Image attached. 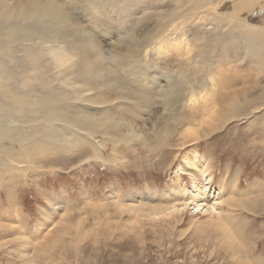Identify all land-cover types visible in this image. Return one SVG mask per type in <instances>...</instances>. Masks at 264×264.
Segmentation results:
<instances>
[{
	"label": "bare ground",
	"instance_id": "bare-ground-1",
	"mask_svg": "<svg viewBox=\"0 0 264 264\" xmlns=\"http://www.w3.org/2000/svg\"><path fill=\"white\" fill-rule=\"evenodd\" d=\"M258 15L264 18V0H0V184L8 172L10 181L27 183L32 172L64 159L82 161L75 164L79 169L97 163L107 169L131 166L122 159L132 152L152 159L170 147L181 151L207 143L231 120L264 109V19L256 20ZM134 16L140 17L137 28ZM230 63L237 74L226 69ZM240 79L250 85L237 87ZM156 107L160 113L149 128L138 130L144 112ZM254 122L263 137L264 110ZM196 152L188 150L183 158L199 166L208 181L210 167ZM204 180L178 189L177 199L164 205L162 194L128 195L115 186L102 201L85 190L83 204L96 208V201L114 197L118 209L132 210L138 221L169 218L192 204L218 213L224 205L249 210L255 205L241 202L245 194L239 183L233 185L235 178L228 186L219 182L213 196ZM7 197L13 216L6 220L20 240L13 250L24 258L22 264H37L48 237L68 231V205L53 217V223L60 219L48 236L38 227L37 238L25 240L12 224L32 235L16 204L20 198L14 191ZM231 224L223 226L240 238V228ZM42 237L46 242L37 244Z\"/></svg>",
	"mask_w": 264,
	"mask_h": 264
},
{
	"label": "rangeland",
	"instance_id": "rangeland-1",
	"mask_svg": "<svg viewBox=\"0 0 264 264\" xmlns=\"http://www.w3.org/2000/svg\"><path fill=\"white\" fill-rule=\"evenodd\" d=\"M79 15L84 21L88 18L85 13ZM139 18L131 17L132 22L135 21V28ZM261 18L263 15H258L256 20ZM112 20L115 26H119L114 16ZM146 24L150 22L144 23ZM232 63L225 64V67L237 74V68H232ZM238 71H241L243 77L247 73L243 68ZM237 83H240L237 87L250 85L243 79ZM156 108L148 115L144 112L142 122L137 124L138 130L143 132V129L146 131L149 128L150 119L160 113ZM263 110H252L254 113H250L248 118L231 120L225 128L217 130L212 137H207L210 138L207 143L193 144L181 151V148L170 147L152 159L132 152L133 155L128 160L122 159L132 167L123 165L107 169L97 163L95 167L87 164L79 169L75 164L82 161L64 159L57 163V167L44 168L45 171L55 170L46 174L50 176L44 177V170L32 172L27 183L23 178L10 181L11 172L4 174L6 179L0 184V264H22L25 261L13 250L20 240H17L15 230H12L11 223L7 221L13 216L12 205L7 197L9 191L16 192L20 198L16 199V204L22 218L25 220L26 217L29 222H26L30 229L27 232L32 235L24 234L19 223H12L17 225L16 231H22L20 235L25 240L37 238L38 231L35 230L38 227L39 234L43 233L42 236L45 237L60 219L58 215L57 220L54 223L52 221L57 216V211L62 212V207L67 208L65 204L68 205V231L64 233L62 230L61 235L56 238L48 237L47 244H44L46 241L43 237L37 242L44 244L43 247L47 246L37 264H264V190H260L264 189V136L256 134L258 129L254 122L255 117L261 115ZM120 149L122 150L121 147ZM188 150H196L202 164L206 162L209 165L208 181L203 179L206 173L203 177L199 166L188 163L183 158ZM164 152L169 155L163 154ZM233 178L236 179L233 185L239 183L236 186L240 194H245L241 199L237 194L233 198L240 199L242 203L254 202L251 210L235 204L234 209L224 205L218 213L219 211H206L208 206H204L203 210L194 209L192 204L181 210V214L169 218L162 215L156 218L145 216L138 221L132 210L118 209L115 204L117 199L114 197L98 202L110 195L115 186L128 195L153 192L162 194L164 201L154 203L164 205L167 200L177 199L174 197H178V189H192L194 180H204L203 183L211 189L208 195H212L220 192V183L228 186ZM87 189L94 199L100 197L95 203L92 202L96 208L83 204L84 191H88ZM250 193L251 196H248ZM66 198H69L68 202H65ZM207 202L211 203L208 200L205 203ZM170 204L171 201L168 205ZM79 206L83 209L80 210ZM218 214H223V222ZM50 215L51 219L48 218ZM230 222H234L232 226L240 228L238 233L243 240L231 232L230 226H223V223Z\"/></svg>",
	"mask_w": 264,
	"mask_h": 264
}]
</instances>
